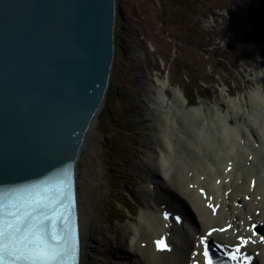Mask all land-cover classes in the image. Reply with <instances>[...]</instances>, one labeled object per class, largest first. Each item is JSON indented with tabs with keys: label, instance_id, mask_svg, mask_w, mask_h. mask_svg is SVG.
Returning a JSON list of instances; mask_svg holds the SVG:
<instances>
[{
	"label": "rangeland",
	"instance_id": "374dc122",
	"mask_svg": "<svg viewBox=\"0 0 264 264\" xmlns=\"http://www.w3.org/2000/svg\"><path fill=\"white\" fill-rule=\"evenodd\" d=\"M117 5L122 18L117 14L116 54L105 96L107 101L95 123L105 178L104 184L97 188L103 191V198L94 234L99 237L98 247L103 251L109 248L101 247L106 230L114 227L124 230L142 210L149 209L147 200H158L161 193L154 183L164 175L153 150L161 146V135L155 127L162 124L159 113L162 107L155 102L148 108L138 101L147 91L149 78L156 87V78H168L169 101H174L173 91L183 92L190 102L198 96L204 97L199 100L204 112L201 118L210 120L204 122L202 129L209 132L211 128L219 130L212 104L221 103L223 94L237 97L250 90L238 75L249 71L241 63L257 67L259 62H264V0H117ZM200 18L208 21V29L202 27ZM252 25L255 31L250 33ZM251 104L248 105L250 122L264 136V105H257L254 98ZM187 107H191L188 101L186 107L177 104L173 115L175 128L180 130L168 163L169 177L174 176L175 187L178 176L187 174L186 166L193 164L197 156L204 160L211 157L214 153L210 149L215 150L221 144L217 132L216 143L205 146L206 151L194 152L187 135L191 134L188 126L200 127V122L187 114ZM230 121L236 124L233 114ZM169 132L175 134L174 129ZM179 141L183 142L179 144ZM225 150L222 145L219 154ZM263 154L264 151L258 153L259 166H264ZM194 166L200 169V165ZM150 182L151 191L144 190V184ZM129 212L135 217L131 214L129 217ZM188 228L184 224L181 229L188 232ZM100 258L104 257L93 256L92 263H103ZM110 262L117 264L112 259Z\"/></svg>",
	"mask_w": 264,
	"mask_h": 264
},
{
	"label": "water",
	"instance_id": "95a60500",
	"mask_svg": "<svg viewBox=\"0 0 264 264\" xmlns=\"http://www.w3.org/2000/svg\"><path fill=\"white\" fill-rule=\"evenodd\" d=\"M117 14V0H0V195L70 169L75 264L77 161L104 105Z\"/></svg>",
	"mask_w": 264,
	"mask_h": 264
},
{
	"label": "bare ground",
	"instance_id": "6f19581e",
	"mask_svg": "<svg viewBox=\"0 0 264 264\" xmlns=\"http://www.w3.org/2000/svg\"><path fill=\"white\" fill-rule=\"evenodd\" d=\"M203 28L208 29V21L200 18ZM223 42L220 39V43ZM212 48L215 45H210ZM259 55V52L256 53ZM242 67L249 69L247 72H239L243 78L244 84L250 87V90L245 91L242 95L231 96L229 93L223 94L221 103L214 102L212 106L215 110L214 122L220 127L211 128L209 132H205L202 128L206 120L209 118H201L204 114L202 105L198 104L187 110V114L200 122V126H188L191 134L189 137L190 146L198 152L206 151L205 146H210L218 141L217 132L221 137V144L214 150V156H208L206 160L203 157L197 156V160L193 164H189L186 175H179L177 186L173 185L172 179L169 177L168 163L170 160V152L172 150V141L176 142L177 134L180 130L175 128L173 121L174 112L177 109V104L181 107L185 106L187 99L181 92L173 91L174 101H169L166 94L168 80H159L156 78V86L152 83H147V91L143 98H139L141 105L150 108L155 102H159L163 121L160 127H155L156 132L161 135V146L153 150L156 160L160 161V168L164 173V178L157 182V187L166 193L167 197L172 198L176 203L186 211L184 222L188 220L192 223V231L186 232L180 228L177 229L179 235L183 237L184 246L182 248L173 245L170 251L155 253L153 251L152 240L157 238L164 232L162 221L159 216V210H142L130 224H127L124 230L110 228L106 230L102 237L104 241L101 247L109 246L108 251L113 250V241L117 242L120 249V257H115L117 264H187L190 258V252L194 250L195 235H202L204 231L211 227H222L231 224V229L226 230L222 234L213 233V238H227L230 243L235 239L233 230L237 229V237L240 238L239 243H244L240 248L239 253H246L251 242L246 238H241L242 232L238 230V223L242 220L245 224L248 223L246 214L253 216V220H259L264 223V166L258 165V153L264 151V136H262L255 126L250 122V114L248 105L251 104V99L257 100V105H264V62H259L256 66H249L246 62H242ZM144 72V71H143ZM154 92L157 94L154 96ZM103 105V103H102ZM102 105L98 110L101 109ZM164 105V106H163ZM227 105V106H226ZM231 114L234 115L235 125L230 121ZM142 116L137 114V117ZM98 120V115L92 120V127L84 137L83 156L78 159L76 167V184H77V221L79 229V256L78 264H93L92 258L105 257L103 250L99 249V237L94 234L96 226H98L99 214L102 212V192L97 188L104 184L105 175L102 172L103 151L99 141L98 133L95 131V123ZM175 130V134L169 131ZM204 131V135L202 134ZM243 140V141H242ZM183 141H179V144ZM254 143H259L258 147ZM227 145L224 152L222 145ZM205 147L202 149V147ZM236 149V151H235ZM246 154L245 159L243 156ZM252 155L249 160L248 156ZM264 156V154H263ZM96 162L99 164L97 165ZM227 162H230L232 168L226 171ZM200 165V169L196 170L194 165ZM189 172H192L189 176ZM204 177V180L200 178ZM229 178L228 181H225ZM221 179V183L217 184L216 180ZM160 180V179H159ZM249 181H253V188H250ZM193 184V188L189 186ZM197 188H205L208 194L214 196L213 203H220V207L216 215H212L211 211L204 207V201L197 194ZM146 191L150 190V184H144ZM228 190L225 196L224 191ZM246 197L248 199H246ZM166 204V208H170L168 200L161 201L159 206ZM236 204V206H235ZM219 204H212L216 206ZM259 210V215H255V211ZM245 217H242L244 215ZM130 217V213H129ZM133 217V216H132ZM193 220V221H191ZM183 222V223H184ZM260 222L263 226V223ZM195 224V225H194ZM264 228V227H263ZM122 229V225H120ZM109 235V237H107ZM101 237V236H100ZM218 240V239H216ZM141 242H144L143 246ZM109 244V245H108ZM258 251L260 255L255 258L254 264H264V245L257 244L251 249L254 253Z\"/></svg>",
	"mask_w": 264,
	"mask_h": 264
},
{
	"label": "snow or ice",
	"instance_id": "6c2138e0",
	"mask_svg": "<svg viewBox=\"0 0 264 264\" xmlns=\"http://www.w3.org/2000/svg\"><path fill=\"white\" fill-rule=\"evenodd\" d=\"M72 193L71 170L63 169L46 186L0 195V264H75ZM200 243L204 264H213L206 238ZM154 244L157 251L170 250L163 237ZM229 259L236 261L237 255L229 253Z\"/></svg>",
	"mask_w": 264,
	"mask_h": 264
},
{
	"label": "trees",
	"instance_id": "16d2710c",
	"mask_svg": "<svg viewBox=\"0 0 264 264\" xmlns=\"http://www.w3.org/2000/svg\"><path fill=\"white\" fill-rule=\"evenodd\" d=\"M117 26H118V24H117ZM107 101V100H106Z\"/></svg>",
	"mask_w": 264,
	"mask_h": 264
}]
</instances>
